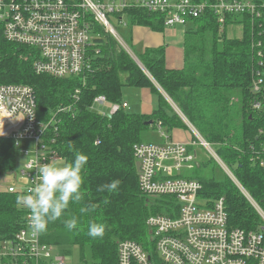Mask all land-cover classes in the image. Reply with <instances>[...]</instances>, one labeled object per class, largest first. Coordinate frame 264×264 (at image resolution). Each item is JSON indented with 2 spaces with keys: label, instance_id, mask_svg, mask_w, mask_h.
<instances>
[{
  "label": "trees",
  "instance_id": "obj_1",
  "mask_svg": "<svg viewBox=\"0 0 264 264\" xmlns=\"http://www.w3.org/2000/svg\"><path fill=\"white\" fill-rule=\"evenodd\" d=\"M113 16L119 20L125 17L131 27H148L158 33L165 30V16L144 9L127 8ZM231 25L243 26L241 39L229 38L226 28ZM93 29L100 36L96 40L100 54L93 59L84 82L38 75L34 70L37 51L8 41L0 24V85L31 86L37 95L38 118L44 123L60 108L69 107V111L57 114V132L53 128L49 136L56 140L55 149L66 162L73 159L69 142L74 150L88 156L81 201L70 203L61 219L49 223L44 242L60 247L67 257L69 252L64 248L89 247L93 264H118L121 241L148 245V218L168 215V207L175 205L168 198L153 200L143 195L134 147L141 143L144 132L158 127L168 133L188 130L162 91L213 144L243 187L264 207V166L260 162L264 161V15L227 14L222 26L218 16L207 11L186 31L184 68L180 70L167 68L166 47L134 52L140 68L99 24L93 23ZM256 42L262 43L263 58L259 60L253 47ZM256 71L262 76L259 91L254 88ZM127 87L151 90L158 98L152 114L121 109L110 116L95 109V100L101 96L122 105ZM76 91L80 92L78 98ZM192 147H188L189 152ZM18 155L12 138H0V175L16 173ZM112 180L120 181L116 192L97 191L98 186ZM194 180L203 186L201 199H225L230 227L248 233L259 230L260 217L229 177ZM17 195L0 191V238H10L22 228L25 213L16 203ZM89 204L92 211L81 214L80 208ZM72 217H76L78 227L69 231L63 221ZM92 222L105 225L103 237L87 235Z\"/></svg>",
  "mask_w": 264,
  "mask_h": 264
},
{
  "label": "built area",
  "instance_id": "obj_2",
  "mask_svg": "<svg viewBox=\"0 0 264 264\" xmlns=\"http://www.w3.org/2000/svg\"><path fill=\"white\" fill-rule=\"evenodd\" d=\"M256 1L0 0V24L8 41L37 51L34 70L38 75L85 82L87 73L92 70L93 59L100 54L96 43L100 36L95 33L93 23L109 34H117L110 16L127 8H140L165 16L166 28L187 27L209 10L224 26L227 14H251L261 18L264 0H259V4ZM253 47L258 60L262 59V43L256 42ZM259 66H263L262 61ZM261 77L256 71V91L262 83ZM79 94L76 91L77 98ZM95 106L97 111L98 106L107 109L99 112L110 116L121 109H129L126 102L122 105L109 103L102 96L95 100ZM255 107L259 109L260 104ZM69 110V107L60 108L49 122L44 123L38 118L37 95L31 86L0 85V135L10 136L17 148L19 142L32 143V148L19 151L22 156L30 157L21 171L28 184L24 188L11 185L5 192L22 194L33 185L37 167L65 162L55 149L56 140L49 132L53 128L57 132L54 127L57 114ZM201 144L255 209L261 219L259 230L248 233L230 227L225 199H201L202 184L183 177L184 170H192L196 161L197 156L188 150L194 143L136 144L134 157L140 164L141 192L148 199L168 198L175 206L168 207V215L148 218L146 247L131 240L119 243L118 264H264V207L243 187L217 152L204 140ZM260 162L264 166V161ZM14 176L18 184V175ZM19 208L25 213L22 228L10 238H0V264H68L69 259L60 247L44 242V233L33 234L28 210Z\"/></svg>",
  "mask_w": 264,
  "mask_h": 264
},
{
  "label": "clouds",
  "instance_id": "obj_3",
  "mask_svg": "<svg viewBox=\"0 0 264 264\" xmlns=\"http://www.w3.org/2000/svg\"><path fill=\"white\" fill-rule=\"evenodd\" d=\"M69 151L73 159L63 164L45 163L36 168L33 185L26 192L18 194L16 203L29 212V227L33 234H43L47 231L50 222L61 219L69 208L70 203L75 204L82 199V187L85 182L84 172L88 156L74 150L69 142ZM119 180H112L98 186V192L114 193L119 187ZM109 201L105 200L107 204ZM93 206L81 207V214L92 211ZM64 226L69 231L78 227L76 217L65 219ZM105 225L92 222L88 225L87 235L93 239L103 237Z\"/></svg>",
  "mask_w": 264,
  "mask_h": 264
},
{
  "label": "rangeland",
  "instance_id": "obj_4",
  "mask_svg": "<svg viewBox=\"0 0 264 264\" xmlns=\"http://www.w3.org/2000/svg\"><path fill=\"white\" fill-rule=\"evenodd\" d=\"M104 1H106V0H104ZM116 1H117V3H119L121 0H116ZM123 18H124V20H126L125 17H123ZM110 23L114 27V29L116 30L119 37L117 36V34L111 33L112 36L120 44V46L128 54H130V56H132L133 59L137 60L138 58H137L136 54L134 53V51L137 48L135 46H133L130 39H128V37H127L128 33H129V28H130L129 25H127L128 22H126V21L122 22V21H119L118 19H116L114 16H110ZM227 30H228L227 35L230 38H231V36L232 37L240 36L242 34V30L238 27H235L234 30H230V28H227ZM120 38L123 40V42H122V40H120ZM136 60H134V61L136 62ZM138 65L140 66V64H138ZM141 67L142 66H140V68ZM123 78H125V76ZM132 90L133 91L127 90L125 92L124 100L126 98H128L130 101H133V102H141L140 101L141 91L135 90V89H132ZM162 93L166 97V99H167L168 103L170 104L171 108L173 109V111L180 116V119L188 127V130H185L188 133H190V136H191V140L188 143H194V145H191V146H194V147H192L191 153L197 156L196 161L194 163V167L192 170H189V169L184 170L183 177H190L193 179H195L197 177H203L205 179L215 178L216 180L224 179V177L226 175L225 171L220 167L221 165H219L217 163V161H215L212 158L210 151L205 146H203L201 144L202 140L207 142L205 137L196 129V127L181 112V110L172 101V99L165 92L162 91ZM135 94L138 96V98L135 97ZM134 98L138 99L139 101H136ZM142 104L145 106L147 105V103L145 101L142 102ZM98 108H99L98 111H100L102 107L98 106ZM102 112H105V111L102 110ZM181 113L183 114L184 117H182ZM164 133H165V135H164ZM0 138L11 139L10 136H4V135H0ZM195 139H197V140H195ZM193 140L198 141V142L195 143ZM168 141L172 142V138L170 136V133L165 131L162 127H158L157 129H152V130H149L147 132H144L142 134L140 144L149 143V144L162 145ZM19 143H20V146L18 148V151H20L21 148H25V147L32 148V143H30V142L22 141ZM207 143L216 151V148L214 146H212L213 144H211L209 142H207ZM29 160H30V157L22 156L21 154L18 155L16 174L18 175L19 183L16 184L14 174H12V175H7V174L0 175V191H5L11 185H17L20 188H24L28 184L27 179H25V177L22 176L21 171L25 168V165L28 163ZM217 166H219L220 168ZM226 177H229V176L226 175ZM3 239H6V238H3ZM64 249L67 252H69L68 264H93L92 252H91V249L89 247H86L84 250H81V247H79V246H73V247H69V248L67 247Z\"/></svg>",
  "mask_w": 264,
  "mask_h": 264
},
{
  "label": "crops",
  "instance_id": "obj_5",
  "mask_svg": "<svg viewBox=\"0 0 264 264\" xmlns=\"http://www.w3.org/2000/svg\"><path fill=\"white\" fill-rule=\"evenodd\" d=\"M119 20V19H118ZM119 21H126L120 19ZM127 25H129L127 23ZM129 33L128 39H130L133 46L137 49L134 51L137 54H142L146 49L150 48H160L166 47V65L168 69L180 70L184 68V43H185V34L186 31L190 28V25L187 27H176V28H166L164 32L158 33L152 31L148 27H131L129 25ZM235 27H238L242 30V34L240 36H234L231 38L241 39L243 36V26L241 25H231L227 28L230 30H234ZM226 28V31H228ZM228 34V32H227ZM230 38V37H229ZM134 88H125L124 94L127 90L133 91ZM141 91V102H133L128 98L124 100V102L129 104L128 111L130 113L137 114H145L150 115L156 109L158 105V98L151 92L150 89H135ZM135 97L138 96L135 94ZM134 98L136 101L138 99ZM146 102L147 105H143L142 102ZM102 110H107L105 108H101ZM170 136L172 141L180 142V143H188L191 140L190 133L182 129H175L170 132Z\"/></svg>",
  "mask_w": 264,
  "mask_h": 264
},
{
  "label": "water",
  "instance_id": "obj_6",
  "mask_svg": "<svg viewBox=\"0 0 264 264\" xmlns=\"http://www.w3.org/2000/svg\"><path fill=\"white\" fill-rule=\"evenodd\" d=\"M134 60H136V59H134ZM136 62L138 63V64H140V66H142V64L140 63V61L137 59L136 60ZM153 122H150V124H152ZM136 168H137V171L138 172H140V164L139 163H137L136 164ZM16 173H14V175H15ZM9 175H12V174H9Z\"/></svg>",
  "mask_w": 264,
  "mask_h": 264
}]
</instances>
